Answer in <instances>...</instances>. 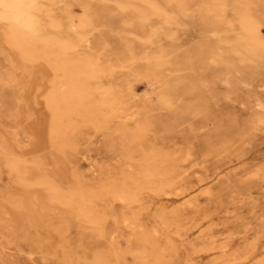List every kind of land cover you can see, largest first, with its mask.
<instances>
[{
  "label": "bare ground",
  "instance_id": "6f19581e",
  "mask_svg": "<svg viewBox=\"0 0 264 264\" xmlns=\"http://www.w3.org/2000/svg\"><path fill=\"white\" fill-rule=\"evenodd\" d=\"M74 1L83 10L77 23L72 14L45 10L41 0H0V83L19 90L18 77L37 79L41 68L52 70L49 79H40L48 84L41 92L50 113L46 142L70 166L67 173L56 160L28 159L0 138V169L13 176L0 190V264H190L172 217L197 209V195H180L169 212L163 197L173 194L175 178L185 170L172 176L174 168L158 169L163 155L145 143L154 122L150 104L120 99L116 89L95 81L97 72L113 79L115 68L126 66L147 79L175 113L166 125L173 129L207 110L203 87L219 71L227 83L248 84L264 68V0ZM115 11L122 13L119 25H112ZM181 16L193 19L201 36L191 52L172 61L167 47L176 30L170 25ZM110 30L131 40L125 39L123 54L96 62L93 54ZM172 67L189 72L165 78ZM186 92L193 93L192 103H180ZM262 122L259 115L253 124ZM82 126L110 136L119 149L118 172L106 176L102 165L79 151ZM229 148L208 145L205 161Z\"/></svg>",
  "mask_w": 264,
  "mask_h": 264
},
{
  "label": "rangeland",
  "instance_id": "374dc122",
  "mask_svg": "<svg viewBox=\"0 0 264 264\" xmlns=\"http://www.w3.org/2000/svg\"><path fill=\"white\" fill-rule=\"evenodd\" d=\"M41 1L45 10L72 14L76 23L83 16L81 6L74 0ZM115 14L112 25H119L122 13L115 11ZM224 14L230 16L229 12ZM170 29L176 30L172 45L167 47L168 57L174 61L191 52L201 35L196 22L182 16ZM259 30L264 40V24ZM125 39L131 40L122 32L108 31L102 50L93 54L96 62L123 54ZM77 50L92 53L82 47ZM172 68L165 78L189 72V68L185 71ZM40 70L42 73L37 79L28 75L18 77L19 90L0 83V138L12 144L18 154L28 159L38 157L48 164L56 160L60 168L69 173L67 160L55 154L46 142L50 113L41 92L48 84L40 79H49L52 70L49 67ZM220 73L213 83L203 87L207 110L187 116L173 129H167L166 125L174 119L175 113L163 106L158 90L154 91L147 79L133 74L128 67L115 68L113 79L98 71L95 81L105 88L113 87L118 97L127 99L131 105L150 104L154 122L145 143L151 150L162 153L158 169L174 168L172 176L185 170L175 178L173 194L163 197L169 206L165 212H169L177 206L174 200L180 195H197V209L172 217L178 224L176 237L189 263L264 264V122L253 124L259 115L264 116V68H260L248 84L234 79L227 83L224 71ZM15 95L20 97L19 101ZM181 98L183 104L194 100L191 92ZM117 122V118L112 119L108 128L112 131ZM130 122L133 123L129 121V125ZM110 140L109 135L89 126L80 127L76 136L79 151L102 165L106 176L120 169L119 149ZM226 144H230L229 152H220L205 161L208 145L217 151ZM68 158L71 159L70 153ZM81 170L85 171L84 165ZM12 178L6 168L0 169V190L8 188ZM85 179L92 177L86 175ZM67 235L72 238L73 230Z\"/></svg>",
  "mask_w": 264,
  "mask_h": 264
}]
</instances>
